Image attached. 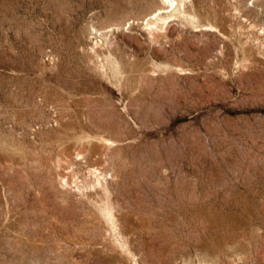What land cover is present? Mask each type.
<instances>
[{
    "label": "rangeland",
    "instance_id": "obj_1",
    "mask_svg": "<svg viewBox=\"0 0 264 264\" xmlns=\"http://www.w3.org/2000/svg\"><path fill=\"white\" fill-rule=\"evenodd\" d=\"M0 264H264V0H0Z\"/></svg>",
    "mask_w": 264,
    "mask_h": 264
}]
</instances>
